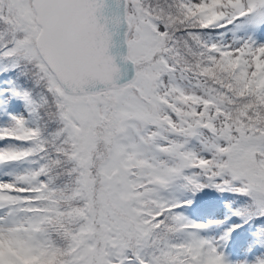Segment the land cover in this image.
<instances>
[{
  "label": "snow or ice",
  "instance_id": "1",
  "mask_svg": "<svg viewBox=\"0 0 264 264\" xmlns=\"http://www.w3.org/2000/svg\"><path fill=\"white\" fill-rule=\"evenodd\" d=\"M0 264H264V0H0Z\"/></svg>",
  "mask_w": 264,
  "mask_h": 264
},
{
  "label": "water",
  "instance_id": "2",
  "mask_svg": "<svg viewBox=\"0 0 264 264\" xmlns=\"http://www.w3.org/2000/svg\"><path fill=\"white\" fill-rule=\"evenodd\" d=\"M114 54H117V63L120 66L122 72H127V76L131 77L132 75V66L130 63L124 64L120 61L119 55L126 54V47L120 45L119 41L117 42V46L112 50Z\"/></svg>",
  "mask_w": 264,
  "mask_h": 264
}]
</instances>
